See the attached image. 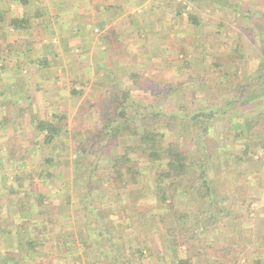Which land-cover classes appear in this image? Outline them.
I'll use <instances>...</instances> for the list:
<instances>
[{
  "label": "trees",
  "instance_id": "16d2710c",
  "mask_svg": "<svg viewBox=\"0 0 264 264\" xmlns=\"http://www.w3.org/2000/svg\"><path fill=\"white\" fill-rule=\"evenodd\" d=\"M4 13L5 9L0 8L1 24L5 21ZM177 14L181 16L183 12ZM32 16L36 15L12 16L7 25L14 29H26ZM186 21L192 26L198 24L194 14L190 12L186 13ZM257 28L260 37L264 38L262 25L258 24ZM240 48V45H235L231 49L232 53L238 56ZM183 65L187 66L188 62ZM224 65L215 63V67H221L220 70L224 72L225 80L222 82L225 85L208 84L207 89L212 90V94L204 93L205 96H211L210 102H206L207 97L198 96L195 90L191 92L192 99L187 104L188 110L185 109L186 105L177 106L168 102L170 88H165L161 83L144 86L142 76L136 72L128 76L131 86L124 88L119 87V83L114 84L116 89L110 93L116 97L109 102L105 91L102 88L97 89L96 81L99 80L92 82L91 89L94 91L87 96L90 106L85 112L95 108L98 110L97 133L91 137L86 147L94 159L87 161L82 172L75 168L74 186L69 191L55 189L59 204L64 208L63 221L57 218L60 215L50 217L49 209L43 207L48 202L46 199L48 193H51L50 189L60 178L58 171L54 169L57 163L55 151L49 150L41 159H36L31 153H19L14 149L12 154L7 149L0 148V200L6 194L15 196L13 223L16 225L17 219L19 225L12 234L16 241L23 239L26 247V257L23 260L29 256L28 252L38 253L35 246L45 242L44 229L48 225L59 224L62 227L69 222L65 218L72 219V216L88 230V238L83 239L84 249L87 251L94 244L93 248L99 252L94 264H142L148 259L152 254L145 240H138L133 246L126 243L118 245L109 234L104 205L113 207L114 199L106 182L117 179L120 187L134 186L130 190L142 192L149 203L157 200V207L140 209L132 203L123 207L122 212L129 211L127 216L137 217L140 226H147L151 233L162 229L160 234L165 252L160 257L161 264H199L197 258L204 255L208 264H222V259L215 254L226 256L232 253L235 243L223 240L224 242L216 244L205 236L209 226H217L228 214L222 213L221 207L219 212L213 205L216 190L210 181V170L214 157L221 160V166L232 160L249 162L255 160L254 155L259 149H264V110L248 118L234 115L231 119L227 115L231 109L243 104L239 97L251 90L256 73H247L243 77L240 75L236 80L238 74H228ZM207 69L203 66L202 70L207 73ZM203 79L201 77L202 84L206 83ZM84 83L80 81L79 84L85 87ZM4 87L5 85L0 88ZM132 89L142 90L145 95L134 94L139 97L135 99L134 95L131 96ZM83 91L79 86L71 88L70 93L81 95ZM197 96L202 97L200 102H194ZM14 104L18 103L13 102L12 105ZM16 107L18 112L19 106ZM83 113L81 111L80 114ZM28 117L35 145L48 148L59 146V141L64 139L62 133L66 130L57 119L42 118L35 113ZM218 118H225L229 125L216 132L214 124ZM233 123L235 126L232 130ZM185 133L193 138L191 150L182 145ZM238 144L242 146L240 149L236 148ZM35 178L40 184H45L47 189L37 190L32 184ZM101 191L104 193L94 195ZM179 193L183 202L177 198ZM131 210L134 212L130 213ZM69 211H73L74 215L69 216ZM132 222L135 223L136 220ZM7 223L4 222L3 226L8 227ZM123 223L124 221L119 220L118 226L115 223L113 226L119 229ZM3 226L1 230L4 229ZM54 232L53 230L55 235ZM118 232L122 242H126L125 233ZM182 246L183 250L180 248ZM126 249L128 254L125 253ZM255 261L258 262L259 259ZM18 262L17 259L11 260L0 250V264Z\"/></svg>",
  "mask_w": 264,
  "mask_h": 264
},
{
  "label": "rangeland",
  "instance_id": "374dc122",
  "mask_svg": "<svg viewBox=\"0 0 264 264\" xmlns=\"http://www.w3.org/2000/svg\"><path fill=\"white\" fill-rule=\"evenodd\" d=\"M153 1L157 2L158 6L163 7V9L165 8L164 12H161L159 15L162 21H165L170 15H174L173 18L176 19V22L180 20L184 22L183 19H186V13L190 12L194 14L195 11L201 13V16L203 17L202 19L204 20L212 19L210 9L207 8L205 3L201 4L200 1ZM258 2L262 7L261 13L258 12V16L264 15V0H258ZM179 12H183V14L178 16L177 13ZM261 25L262 24H260V26ZM262 27V29H264V23ZM249 32L251 43L249 45L246 44V47L240 45V47L243 46L245 51L249 53L247 54V56L249 55V58L246 61H240L239 64L236 63L235 66L232 65V67L233 71L238 74L236 80L239 79L240 75L243 77L251 72L256 73V78L254 85L250 86L251 90L245 92L239 97V100L243 101V104H240L238 107L233 108L228 112L227 115L230 116L231 119L234 115L237 117L244 116L248 118L254 115V113L263 111L264 109V44H262V39L264 38H261L260 35L258 36V33H252V30H249ZM230 44L228 45L230 46ZM228 45L226 47H228ZM235 45L239 46V44L232 43L230 47H234ZM185 54V52H177L176 57L174 56L170 59V61L173 58L176 59L173 63L176 64L175 70H173L174 68L170 71L166 69V72H164V69L159 75L158 72H156V75L150 74L149 71H146L145 74L142 75L144 86L161 83L165 88H170L171 92L168 95V102L177 106H187V104H189V101L192 99V88L196 89L198 96L207 97L206 102H210L211 96H205V93L211 95L212 92H205L204 89L209 88L208 84H213L211 82H214L217 77L214 75L218 74L219 71L216 70L217 68L211 69L210 74L212 76H207L208 78L204 73L203 81L206 83L202 84V76H196L198 70L195 71L196 67H193L197 64V59H194L192 62L185 57L187 56ZM185 62H188V65L184 67L183 64H185ZM218 68L221 69V67ZM3 70L4 68L0 66V75L5 72ZM104 78L110 80L109 77L100 78L99 81H96L97 89L102 88L101 90L105 91L104 94L108 97L109 102L116 97L114 94L110 93V91L116 89V86L113 82L102 84L101 81L104 80ZM90 80H92L91 77L83 74L70 79L68 83L69 89L80 86V89L84 91L81 95H73L69 90L65 89V92L59 93L65 96V103L61 106H56V104L54 106V103L45 100L46 93L38 91L39 89L33 91V94L31 93V98L35 100L32 106H19L18 112L16 109L17 105H12L13 101L9 103L7 102L11 94V98L13 99H17L19 96V94L15 93L16 88L10 89L9 92L5 91L6 87L0 89V92L4 91L2 95H0V148L7 149V151H10L12 154L14 149L19 153H31V155H35L36 159H41L42 155L49 150L55 151V159L57 163L54 169L55 171H58L60 178L58 183L50 189L51 193H48L46 199V202L47 200L48 202L45 203L43 207L49 209L48 215L50 217L53 215H60L57 217L60 221H63L62 209L64 208L59 204L58 195L55 193V189L69 191L74 186L75 168L78 172H82L85 170L86 163L91 159H94L86 148L90 142L89 140L92 139L91 137L96 136V129L98 127L96 121L98 118V115H96L98 110L95 108L92 111L89 109L87 110L88 112H85L90 106L88 105L89 101L87 96L92 95L91 91H94L91 89L93 85L89 87ZM65 81L67 82V80H64V82ZM80 81L85 82V87L79 85ZM94 81L95 79H93V82ZM36 83L39 85L38 81H36ZM118 83L119 87L127 85L131 86L130 81L125 82L127 85L125 84L124 86L120 81ZM215 83L218 82L215 81ZM223 85H225V83ZM173 89L175 90L172 91ZM115 91L116 90H114V92ZM132 91L131 96L134 94L145 95L142 93V90L132 89ZM30 92L31 91H28L29 96ZM22 94L25 95L26 93ZM70 95H73V97L71 98ZM68 96L71 98V102L69 101ZM198 96L197 100L194 102H200L202 97ZM135 97V99H139L138 96ZM108 102L105 104H108ZM4 105H6V107ZM84 106H87V108L83 109ZM250 107L251 110H249ZM185 109L188 110L189 107L187 106ZM81 111L84 113L80 114ZM32 113H35L42 118L57 119L63 126V129L65 128L66 130V132L62 133L65 140H60L58 143L59 146L53 145V148H48L43 145H35L28 117ZM214 125L215 131L217 132V130L227 128L229 122H226L225 118H218L217 121L215 120ZM234 126L235 124L233 123L231 126L232 130L234 129ZM192 140L193 138L185 133L183 134L182 145L186 149L191 150ZM9 143L10 146L8 147L7 144ZM241 147L242 146L239 144L236 146L237 149H240ZM254 158L255 160L249 162H240V160L226 161L222 166L220 165L221 160L218 161L216 156L213 160V166L210 170V181L211 184H214V189L216 190V194L213 198V205H215V208L217 207L219 212L221 207V210L223 211L221 212L228 214L226 216L227 218L224 217L225 219L217 223V229V226H209L205 236L216 244L224 241L235 243V250L232 253L226 254V256L219 253L215 254V256L217 255L218 258L222 259V264H264V189L262 187L260 188L258 185L259 183L264 185V149H259L254 155ZM16 165H18V163ZM32 182L37 190L47 189L46 185L40 184L37 178ZM106 183L107 189L110 190L114 199L113 207L109 206V204L104 205V215L110 236L116 240L118 245L126 243L129 246H133L138 240H145V244L152 255L148 259H145L142 264H161L160 257L165 252L160 234L162 229L160 228L156 230V232L154 231L151 233L147 226L145 228L140 226L138 223L139 221L136 219L137 217L129 218L127 216L129 211H127L128 213L122 212L123 207L125 208V206H129L132 203H135L140 209L150 206L157 207V200H152V202L149 203L142 192L138 193V191L134 192L130 190L134 189V186L129 185L128 188L120 187L117 179L108 180ZM257 189H259L262 195H257ZM102 193H104V191L98 192V194L94 195H101ZM177 196V198H179V200L181 199L183 202L181 194L179 193ZM15 201V196L8 194L3 196L0 200V250L5 252L11 260L17 259L19 261L18 264H94L96 262L99 252L95 251V247L93 248V246H95L94 244L93 246H89L87 251L84 249L83 239L88 238V230L83 228L84 225L82 222L76 221L73 218V211H69V216L71 215L72 219H70V217L65 218L66 220H69L66 225L62 227H60L59 224L48 225L47 228L44 229V234L46 235L45 242L39 246H35L38 253L28 252L29 256H27L26 260H23L26 257H24L26 247L23 244V239L21 238L16 241L12 234V231H15L16 227L19 225L17 219L16 225L13 223L12 211L15 207ZM69 208L71 209V206H68V209ZM130 209H132V207H130ZM133 212L134 210L130 211V213ZM118 216L120 221H124L123 224H120L119 229L114 228L113 226L114 223L118 226ZM134 219L136 220L135 223L132 222ZM4 222H8V227L3 226ZM14 225L15 227L12 228ZM2 226L4 229L1 230ZM53 230L55 231V235L53 234ZM118 231H123L125 233V236L127 237V239H125L126 242H122ZM90 239H92V237H90ZM100 247L102 248V245ZM180 248L183 250L184 246ZM127 249L126 251L124 250L126 254H128ZM201 257L197 258L199 264H208L206 262V256L204 255ZM255 259H259V261L256 262ZM136 264H138V262H136Z\"/></svg>",
  "mask_w": 264,
  "mask_h": 264
},
{
  "label": "crops",
  "instance_id": "0c3cea01",
  "mask_svg": "<svg viewBox=\"0 0 264 264\" xmlns=\"http://www.w3.org/2000/svg\"><path fill=\"white\" fill-rule=\"evenodd\" d=\"M192 1L205 3L212 19L204 20L195 11L198 24L193 26L185 18L176 22L174 15L162 21L159 15L165 8L153 0H0V8L5 9V21L0 23V66L5 71L0 75V87L7 86V92L16 88L19 94L17 99L11 94L7 102L31 107L33 91L39 89L46 93L45 100L61 106L65 96L59 93L70 92L68 83L75 76L91 77L89 87L93 79L102 77L110 78H104L102 84L120 81L124 86L132 72L142 76L146 71L159 75L164 69L175 70L176 59H170L177 52H185L192 62L197 59L192 64L198 70L196 76H204L203 66L208 68L206 77L212 76L210 69L217 68L215 81L222 84L225 75L215 63L225 64L230 74L232 65L248 60L243 46L251 43L249 30L259 36L257 25L264 23V15L258 16L262 7L258 0ZM28 14L36 15L28 28L7 25L12 16ZM230 43L243 45L238 56Z\"/></svg>",
  "mask_w": 264,
  "mask_h": 264
}]
</instances>
